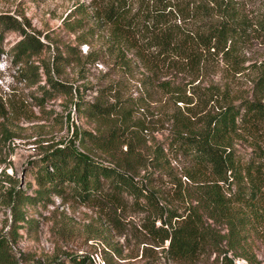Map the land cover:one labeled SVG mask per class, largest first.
I'll list each match as a JSON object with an SVG mask.
<instances>
[{"label":"trees","instance_id":"trees-1","mask_svg":"<svg viewBox=\"0 0 264 264\" xmlns=\"http://www.w3.org/2000/svg\"><path fill=\"white\" fill-rule=\"evenodd\" d=\"M92 6L107 25L115 68L123 76L135 62L144 68L143 91H119L106 100L114 85L121 88L117 78L95 100L84 99L47 65L51 87L42 96L64 94L94 126L74 123L69 137L48 141L37 161L36 194L143 212L146 234L157 245L168 240V255L179 264H199L213 253L209 264H264L255 248L264 227V61L250 64L254 75L246 86L234 79L246 49L255 39L264 42V0H100ZM76 11L89 12L67 15ZM12 30L21 33L11 46L14 60L42 50L39 36L1 10L0 54ZM62 63L55 60L57 73ZM219 69L224 80L216 82L210 76ZM11 95L0 88L1 155L16 137L31 136L20 124L27 104ZM154 95L159 115L140 111ZM38 104L43 108V99ZM166 122L160 139L155 132ZM4 187L13 222L8 234L0 232V264H22L11 241L31 221L23 206L37 195L17 189L2 168ZM109 220L116 222L114 215Z\"/></svg>","mask_w":264,"mask_h":264},{"label":"rangeland","instance_id":"rangeland-1","mask_svg":"<svg viewBox=\"0 0 264 264\" xmlns=\"http://www.w3.org/2000/svg\"><path fill=\"white\" fill-rule=\"evenodd\" d=\"M95 2L100 0H0V11L8 10L18 16L44 42L38 54L14 60L11 46L21 38V33L12 30L5 39V52L0 54V88L10 92L15 99L25 100L28 116L22 117L20 124L25 127L24 133L31 135L16 137L8 144L4 154H0V172L5 168L15 177L17 189L21 187L24 192L37 195L35 202L23 206L31 221L18 229L16 240L11 244L22 264H58L60 261L78 264L75 259L80 256V264H179L168 255V240L157 245L146 234L142 227L145 223L143 212L130 207L126 211H113L105 203L87 205L53 192L44 198L36 194L39 188L37 161L48 141L53 137H69L74 123L89 129L94 126L85 112L74 106V100L64 94L50 90L42 96L44 88L51 87L47 80V65L55 78L72 83L77 87L76 94L84 99L95 100L101 92L111 89L108 83L117 78L122 83L121 88L114 85L106 100L113 101L119 91L122 95L133 93L135 96L143 91L140 78L145 70L138 62L134 63L131 73L124 76L113 65L117 61L108 48L109 31L107 25L93 15L92 3ZM78 8L89 12L83 15L76 11L72 17L67 15ZM246 50L242 71L234 76L236 83L243 81L242 86H246L254 75V69H249L250 64L256 60L264 61V42L261 38L255 39ZM57 59L63 61L60 73L54 70ZM221 72L219 69L210 78L216 82L223 79ZM40 99H43V108L38 104ZM159 104V97L154 95L148 99L146 108L139 109L159 115ZM167 126V122L158 124L162 128L155 132H159L158 138L163 137V131L167 133ZM6 185L10 186V183L6 181ZM5 188L0 190V232L8 234L13 214L11 205L3 197ZM113 215L115 223L109 220ZM260 235L255 248L264 260V227ZM215 257L213 253L209 259H201L199 264L212 263Z\"/></svg>","mask_w":264,"mask_h":264}]
</instances>
